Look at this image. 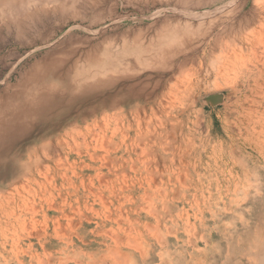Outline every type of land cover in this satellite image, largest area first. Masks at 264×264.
<instances>
[{
  "label": "rangeland",
  "instance_id": "rangeland-1",
  "mask_svg": "<svg viewBox=\"0 0 264 264\" xmlns=\"http://www.w3.org/2000/svg\"><path fill=\"white\" fill-rule=\"evenodd\" d=\"M52 85L0 145V264H264V0H0V120Z\"/></svg>",
  "mask_w": 264,
  "mask_h": 264
},
{
  "label": "bare ground",
  "instance_id": "bare-ground-1",
  "mask_svg": "<svg viewBox=\"0 0 264 264\" xmlns=\"http://www.w3.org/2000/svg\"><path fill=\"white\" fill-rule=\"evenodd\" d=\"M261 6V5H260ZM262 9V8H261ZM263 10V9H262ZM257 15V14H256ZM29 17H31V16H29ZM164 22V21H163ZM173 23V22H172ZM163 24V23H162ZM192 25V24H191ZM254 31V30H253ZM256 31V30H255ZM248 32V31H247ZM250 32H251V30H250ZM260 32V31H259ZM156 33V32H155ZM258 33V32H257ZM257 33H255V35L257 34ZM15 35V34H14ZM132 36V35H131ZM151 36V35H150ZM262 37V36H261ZM133 38V37H132ZM191 38V37H190ZM253 40V39H252ZM263 40V39H262ZM249 41H251V40H249ZM254 41V40H253ZM200 42V41H199ZM226 43V42H225ZM251 43V42H250ZM167 44V43H166ZM234 44V43H233ZM236 44V43H235ZM259 44V43H258ZM228 45V44H227ZM252 45V44H251ZM168 46H169V44H168ZM225 46V45H224ZM236 47V46H235ZM249 47V46H248ZM243 48V47H242ZM257 49V48H256ZM195 50V49H194ZM225 50V49H224ZM228 50H230V49H228ZM237 49H235V51H236ZM244 51V50H243ZM227 53V52H226ZM191 56V55H190ZM232 56V55H231ZM165 57V56H164ZM194 58V57H193ZM164 60V59H163ZM242 60H244V59H242ZM238 61H241V60H238ZM245 61V60H244ZM174 62V61H173ZM166 63V62H165ZM245 63V62H244ZM150 64V63H149ZM162 64V63H161ZM178 64V63H177ZM176 64V66H178ZM181 64V63H180ZM180 64H179V66H180ZM183 64V63H182ZM181 64V65H182ZM185 64V63H184ZM174 65V64H173ZM156 66V65H155ZM154 66V67H155ZM159 66V65H158ZM139 67V66H138ZM181 67V66H180ZM170 69H172V67H169ZM169 68H167L166 67V70L167 69H169ZM142 69V68H141ZM157 69V68H156ZM158 69H160V68H158ZM151 70H152V68H151ZM178 70H179V68H178ZM183 71V70H182ZM64 72H65V70H64ZM181 72V71H180ZM150 73V72H149ZM168 73V72H167ZM175 73H176V71H175ZM183 73V72H182ZM133 74V76H134V74L135 73H132ZM138 74V73H137ZM137 74H136V78H137ZM154 74V73H153ZM157 74V73H156ZM177 75H178V73H176ZM57 75V74H56ZM60 75V74H59ZM58 75V76H59ZM62 75V74H61ZM125 75V74H124ZM173 75V74H172ZM175 75V74H174ZM177 75H175V76H177ZM179 75H181V74H179ZM178 75V76H179ZM157 76H158V74H157ZM160 76H163V75H161L160 74ZM159 76V77H160ZM38 77V76H37ZM131 77V76H130ZM129 77V78H130ZM143 77H144V80H145V77H147V76H145V75H143ZM149 77V76H148ZM122 78V77H121ZM142 78V77H141ZM155 78V77H154ZM157 78V77H156ZM164 78V77H163ZM176 78V77H175ZM120 79V78H119ZM125 79V78H124ZM138 79H140V78H138ZM150 79H151V77H150ZM149 79V80H150ZM166 79V78H165ZM171 79V77L169 76V79H168V81ZM162 80V79H161ZM122 81V80H121ZM130 81V80H129ZM129 81H127V82H129ZM135 81V80H134ZM133 81V82H134ZM137 81H139V80H136L135 82H137ZM148 82V80L146 79L145 80V82ZM155 79H154V83H155ZM158 81V80H157ZM175 81V80H174ZM124 82H126V80L124 81ZM146 82V83H147ZM162 82V81H161ZM176 82V81H175ZM194 82V81H193ZM253 82V81H252ZM132 83V82H131ZM143 83V81L141 82V83H139V84H132V85H129L128 86V88L127 89H125V92L127 93V96L128 97H130V96H135V97H137V99L138 98H140L141 100H143V101H146V99L149 97V96H151V95H153V94H155V87L153 88L152 86H154L155 84H152L151 85V87H152V89L153 90H151V89H148V87H147V84H150V83ZM165 83V82H164ZM157 84V83H156ZM188 84V83H187ZM59 85V84H58ZM176 85H177V83H176ZM175 85V86H176ZM189 85V84H188ZM191 85V84H190ZM45 86V85H44ZM155 86H157V85H155ZM163 86V85H162ZM58 87V86H57ZM55 85H52V86H50V87H48L47 89H43V90H39V91H37V92H34V93H32L30 96H28L27 98H24V100H23V106H25L24 107V109H21V110H14V111H7L6 113H7V118H5V119H2V120H0V145L1 144H3V142H5V139H6V137L7 136H10L11 134H13V133H16L17 132V130H19V128L21 127V125H26V124H24L23 123V119L25 118V116L26 115H29L30 113H31V108L33 107V106H35V108H34V112H36L37 110H38V112H39V110H43L45 107H47L46 105H47V103H49V101H52V100H54V101H52V102H56V104L57 103H59L60 101H58V100H60L61 99V96L59 95V94H57L56 93V88H57ZM115 87V86H114ZM150 87V88H151ZM177 87V86H176ZM191 87V86H190ZM64 88V87H63ZM77 88H79V86L78 85H76V86H70V87H68V88H64V90H67L68 92H69V94H71L72 93V91L74 90V89H77ZM189 88V87H188ZM168 89V88H167ZM251 89V88H250ZM164 90H166V89H164ZM170 90V89H169ZM172 90H175V89H172ZM132 91V92H131ZM167 91V90H166ZM171 91V90H170ZM131 92V93H130ZM161 93H162V91H161ZM160 93V94H161ZM166 93V92H165ZM177 94V93H176ZM1 95V94H0ZM62 95H64V94H62ZM119 95V94H118ZM169 97H172L171 95H168ZM119 97V96H118ZM154 97V96H153ZM152 97V98H153ZM161 97H163V93H162V95H161ZM165 97V96H164ZM169 97H166V98H168L169 99ZM176 97V96H175ZM70 98V97H69ZM120 98V97H119ZM167 99V100H168ZM3 100V99H2ZM170 100V99H169ZM168 100V101H169ZM35 101V103H33ZM158 101V100H157ZM161 101V100H160ZM0 102H2L1 100H0ZM120 102V101H119ZM152 102V101H151ZM173 102V101H172ZM156 103V102H155ZM159 103V102H158ZM167 103V102H166ZM173 103H175V102H173ZM160 104H162V103H160ZM163 104H165V100H164V103ZM58 105V104H57ZM142 105V104H141ZM173 105V104H172ZM32 106V107H31ZM113 106V105H112ZM143 106V105H142ZM144 106H145V104H144ZM162 106V105H161ZM170 106V105H169ZM114 107V106H113ZM183 107V106H182ZM135 108V107H134ZM155 108V107H154ZM154 108L152 109V111H153V113L155 112V110H154ZM161 108V107H160ZM159 108V109H160ZM166 108V107H165ZM176 108V107H175ZM12 109V108H11ZM33 109V108H32ZM147 109V108H146ZM162 109V108H161ZM170 109H171V107H170ZM128 110H130V109H128ZM137 110V109H136ZM143 110V109H142ZM174 110H176V109H174ZM180 110V109H179ZM134 111V110H133ZM143 112V111H142ZM163 112V111H162ZM167 112V111H166ZM134 113V112H133ZM137 113H138V110H137ZM139 114V113H138ZM144 114V113H143ZM174 114H176V113H174ZM93 115H94V113H93ZM133 115H135V113L133 114ZM172 115V114H171ZM84 116V115H83ZM177 116V115H176ZM140 117V116H139ZM138 118V117H137ZM144 119V118H143ZM159 119H160V117H159ZM158 119V120H159ZM167 119V118H166ZM165 119V120H166ZM135 120H136V118H135ZM171 120V119H170ZM240 120V119H239ZM55 121H57V120H55ZM159 121H162L161 119L159 120ZM155 122H157V121H155ZM163 122V121H162ZM55 123H57V122H54V123H50V124H45V126H44V130H47V129H49V128H51L52 126H54L55 125ZM167 123V122H166ZM159 124H161L160 122H159ZM163 124V123H162ZM161 124V125H162ZM165 124V123H164ZM156 125H158V122H157V124ZM166 125V124H165ZM174 125H176V124H174ZM174 125H172V126H170L169 128L172 130V127L174 126ZM181 126V125H180ZM25 127V126H24ZM32 126H30V128H31ZM168 127V126H167ZM165 128H166V126H165ZM21 129H22V127H21ZM25 129V128H24ZM29 129V128H28ZM168 129V128H167ZM170 130V131H171ZM181 130V129H180ZM162 132V131H161ZM171 132H173V136L172 135H170V133H169V131L167 132V134L168 135H170L171 137H174L175 135H174V131H171ZM165 133H166V131H165ZM178 135V134H177ZM29 136V135H28ZM169 137V136H168ZM27 138V137H26ZM165 138V137H164ZM167 138V137H166ZM179 138V137H178ZM187 138H188V136H187ZM25 139V138H24ZM171 139H173V138H171ZM174 139H175V137H174ZM173 139V140H174ZM170 140V139H169ZM168 140V141H169ZM9 141V140H8ZM47 141H50V139L49 140H47ZM47 141H45V142H47ZM137 141V140H136ZM187 141V140H186ZM262 141V140H261ZM45 142H43V143H45ZM170 142V141H169ZM168 142V144H171V143H169ZM166 144V143H165ZM42 144L40 143V146H41ZM43 146V145H42ZM94 146V145H93ZM103 146V145H102ZM45 147V146H44ZM43 147V148H44ZM50 147H51V144H50ZM186 147H187V145H186ZM23 148V145H22V140L19 142V140L18 141H14V142H12L7 148L3 145V146H0V159H7V158H9L10 159V161H4L1 165H0V171H1V173H6V172H10L9 170L11 169V163H13L14 161H17V159H19V157H20V151H21V149ZM46 148V147H45ZM168 148V147H167ZM173 148V147H172ZM171 148V149H172ZM232 148V147H231ZM53 149V147H51V150ZM111 149V148H110ZM117 149V148H116ZM143 149H145V148H143ZM164 149H166L165 147H164ZM163 149V150H164ZM170 149V148H169ZM168 149V150H169ZM229 149V148H228ZM118 150H120V149H118ZM140 150V149H139ZM33 151V150H32ZM46 151V150H45ZM55 151V150H54ZM48 153V152H47ZM117 153H118V151H117ZM91 155V154H90ZM247 155V154H246ZM29 156V155H28ZM103 156V155H102ZM137 156V155H136ZM155 156V155H154ZM172 157H171V159L173 158V155H171ZM39 157V156H38ZM139 157H141V156H139ZM256 157V156H255ZM29 158H30V156H29ZM91 158H92V156H91ZM100 158V157H99ZM180 158V157H179ZM59 159V158H58ZM95 159V158H94ZM92 160H93V158H92ZM100 160V159H99ZM166 160V159H165ZM173 160V159H172ZM154 161H155V159H154ZM37 162V161H36ZM156 162V161H155ZM153 163V165L154 164H156V166H155V170H157V163ZM166 162V161H165ZM173 162V161H172ZM70 163V162H69ZM102 164H104V163H102ZM106 164V163H105ZM160 164V163H159ZM95 165V164H94ZM174 166V165H173ZM14 167V166H13ZM131 167V166H130ZM162 167V166H161ZM161 167H160V169H161ZM19 168L21 169V166H19L18 165V167H17V170L15 171V173H17L18 171H19ZM132 169V168H131ZM171 169V168H170ZM14 170V169H13ZM110 170V169H109ZM162 170V169H161ZM160 170V171H161ZM111 171V170H110ZM180 172V171H179ZM185 172V171H184ZM211 172V171H210ZM13 173H14V171H13ZM97 174V173H96ZM186 174V173H185ZM46 175V174H45ZM90 175V174H89ZM50 176V175H49ZM152 177L153 176H151V179H152ZM97 178H98V175H97ZM106 178V177H105ZM161 178V177H160ZM81 180V179H80ZM107 180V179H106ZM125 180V179H124ZM124 180H123V182H124ZM169 180V179H168ZM145 181V180H144ZM106 182V181H105ZM91 183V182H90ZM102 183V182H101ZM139 183V182H138ZM137 183V184H138ZM43 184V183H42ZM81 184V183H80ZM94 184V183H93ZM95 185V184H94ZM98 185V184H97ZM139 185V184H138ZM155 185V184H154ZM84 187H87V186H84ZM84 187H82V188H84ZM150 187V186H149ZM88 188V187H87ZM151 188V187H150ZM88 189H91L90 187L88 188ZM110 189V188H109ZM87 190V189H86ZM96 190V189H95ZM136 190V189H135ZM145 190V189H144ZM90 192H92V190H90ZM95 192V191H94ZM113 192V191H112ZM68 193V192H67ZM83 193V192H82ZM96 194L95 195H98L97 197L99 198V199H101V200H103L102 199V197L100 198V196H99V194H98V192H95ZM159 193V192H158ZM113 194V193H112ZM128 193H126V195H127ZM161 194V193H160ZM91 195H94L93 193L91 194ZM142 195V194H141ZM144 195H146V194H144ZM149 195V194H148ZM94 197V196H93ZM124 197V196H123ZM142 197H144V196H142ZM148 197V196H147ZM152 198V197H151ZM75 199V198H74ZM78 199V198H77ZM82 199V198H81ZM144 199H145V197H144ZM148 199V198H147ZM154 199V198H153ZM76 200V199H75ZM101 200H100V202H101ZM149 200V199H148ZM152 200V199H151ZM155 200V199H154ZM93 201V200H92ZM95 201V200H94ZM90 202V201H89ZM96 202V201H95ZM103 202H104V200H103ZM27 204V203H26ZM104 204V203H103ZM79 205V204H78ZM149 205V204H148ZM33 207V206H32ZM71 207V206H70ZM109 207V206H108ZM162 207V206H161ZM73 208V207H72ZM150 208H151V206H150ZM107 209H109V208H107ZM71 210V209H70ZM73 210V209H72ZM110 210V209H109ZM55 211V210H54ZM148 213H150V212H148ZM63 214V213H62ZM152 214V213H151ZM68 215V214H67ZM101 215H103V216H107V215H109V214H107V215H104V214H101ZM156 215V214H155ZM60 216V215H59ZM82 217V216H81ZM89 218V217H88ZM107 218H108V216H107ZM124 218V217H123ZM156 218V217H155ZM57 219V218H56ZM85 219V218H84ZM127 219V218H126ZM157 219V218H156ZM107 222V221H106ZM59 225V224H58ZM43 226V225H42ZM118 226V225H117ZM122 226V225H121ZM124 226V225H123ZM154 226V225H153ZM111 227V226H110ZM70 228H71V226H70ZM61 229V228H60ZM60 229H59V231H60ZM124 229V228H123ZM112 230L114 231V229L112 228ZM58 231V232H59ZM62 231V230H61ZM102 231H105V230H102ZM109 231V230H108ZM159 231V230H158ZM65 234V233H64ZM74 234V233H73ZM108 235V234H107ZM117 235V234H116ZM194 235V234H193ZM63 236V235H62ZM109 237H110V235H109ZM111 238H112V236H111ZM113 240H115L114 238H112ZM122 239V238H121ZM130 239V238H129ZM129 241V240H128ZM126 241H124V243H125ZM130 242V241H129ZM127 243V242H126ZM133 243V242H132ZM131 243V244H132ZM117 244V243H116ZM128 244V243H127ZM134 244H136L135 242H134ZM137 246V245H136ZM140 247H141V245H139ZM133 247H135L134 245H133ZM139 248V247H138ZM142 250V249H141ZM109 251H113V250H109ZM119 253V252H118ZM126 253V252H125ZM110 254V253H109ZM142 254V253H141ZM105 255V254H104ZM69 256V255H68ZM106 257H107V255H106ZM116 257V256H115ZM123 257V256H122ZM126 257V256H125ZM63 258V260L62 259H60V261L62 260V262L63 261H65L64 260V257H62ZM66 258V257H65ZM74 259V258H73ZM19 260V259H18ZM58 261H59V259H58ZM62 262H58V263H62ZM120 262V261H119ZM124 262V261H123ZM89 264V263H88ZM96 264V263H95ZM119 264V263H118ZM121 264V263H120ZM124 264V263H123Z\"/></svg>",
  "mask_w": 264,
  "mask_h": 264
}]
</instances>
